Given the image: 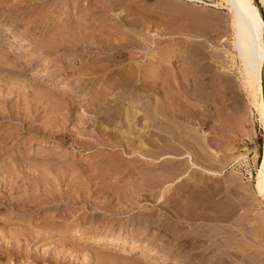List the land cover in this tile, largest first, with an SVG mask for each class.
Instances as JSON below:
<instances>
[{
    "label": "rangeland",
    "instance_id": "374dc122",
    "mask_svg": "<svg viewBox=\"0 0 264 264\" xmlns=\"http://www.w3.org/2000/svg\"><path fill=\"white\" fill-rule=\"evenodd\" d=\"M90 1L91 4L89 6L93 7V9L96 8L95 11L97 10L94 14L95 16H87L90 14V10H86L87 8H85V2H87V0H0V106L4 105L3 107H0V136L2 137L0 138V170H2L0 171V185L3 186H0L3 189L0 188V204H2L0 207V230H2L4 234L3 237L0 235V238L2 237L0 239V254H2L0 255L1 264H5V262L6 264H17L20 261L22 263L20 262L19 264H184L183 262L188 261H191L194 264H264V192H257L254 186L256 175L259 169H261V161L264 159V98L262 97V74L259 77L252 75L246 78L245 76L243 64L239 56L240 53L238 46L236 45L237 28L235 24L238 5L235 0L133 1L134 4L136 3V6H138L139 2L140 6L143 7L140 8L139 6V10H136L137 8L129 10L124 4H115L117 6L113 5V9L109 8V11H106L104 14L109 25H114L115 23L119 25L118 27L120 29H117L118 27L115 28V30L117 29V32L112 29L115 31L114 33H111L113 32L112 30L107 32L109 28L106 25V20H101L100 17H103V15L98 16L99 10L103 7V4H105L104 1L102 2L101 0H98L99 2L101 1L100 3L97 2V4L99 3L98 5H96L95 0ZM105 1L107 2V0ZM252 2L256 5L263 18V27L259 35V46L262 49L264 47V0H252ZM77 3L78 5H76ZM92 3H95V5ZM76 6L82 11L77 12L78 10L76 9L78 8H76ZM122 6H125L128 10ZM85 10L87 15L84 13ZM37 11H39V13ZM127 11L135 12V14L131 13V15H137V11L138 14L140 11V15L145 13V15L149 14L148 16H156H153V20L151 19L152 17H148L147 22L145 21L146 24H151L150 26L146 25L144 22V25L139 24L138 27L132 30L127 27L130 25L127 22V19L131 16ZM32 12H35V14ZM31 14L33 15L32 17ZM121 14L125 15L123 16ZM79 16L84 20L81 18L78 19ZM139 16H132L131 18H134L133 20H135V17L138 18ZM33 17L36 18L32 19ZM117 17L126 18L125 20L124 18L120 19L122 20L121 22H116V20H118ZM29 19L31 21H28ZM85 19L87 21L91 19V21L88 23ZM97 19L98 21L100 20V25L102 23L104 27L106 26L107 30L105 28L103 29L101 26H97L99 24V22L96 21ZM32 20L35 22L33 21L31 24ZM76 22L77 24H75ZM120 23H124L126 26H124V24L120 25ZM32 25H34V29H31ZM87 25L88 27H92L93 25V31H90L92 28L88 30ZM146 26L149 30L148 28L147 30L145 29ZM152 27L154 29H152ZM25 28L26 30L29 29L31 33H29L30 31L28 30L27 32ZM75 29H78L79 33H81V30L84 31L81 33V37L79 36V40L81 41L76 39L79 34H75L74 31L77 33V30ZM94 29L95 31L99 29L98 33L102 32L104 35L110 33V36H103L96 33L97 38L98 35L99 38L101 36V39L98 38L99 40H102L103 36L104 41L99 43L100 41L98 42V39L91 35L92 33L95 34ZM21 30H25L26 32ZM103 30H105L106 33ZM119 30H122L121 33H123L122 35L124 38L118 33ZM160 30L163 35H160ZM72 31L74 34L70 33ZM15 32H17V36L15 35ZM18 32L21 34L18 35ZM85 32L88 35L90 34L89 36H91L90 38L94 40V42L90 41L91 39L89 36H86L87 39L84 38L82 34L84 33L85 35ZM139 32L142 33L140 34ZM137 33L141 36L140 38ZM23 34L28 36L25 35L24 37ZM61 34L65 36L63 37ZM66 34L74 40L72 41L70 38L69 41L64 39L66 38ZM94 34L93 36H95ZM142 34H150L151 36L149 35L148 37L146 35L143 36L150 41L152 40L151 42H157L150 44V41L147 40L146 45H144L145 47L143 45L135 46V48L132 46H124V49H119L121 52H117L116 48L120 47L118 45L120 41V43H122L127 39V42H139V40L143 38ZM73 36L76 37L73 38ZM118 36L122 40L124 39V41L119 39L118 42ZM105 37L106 39L112 37L111 39L114 38V40L110 39L111 41H109V39H107V41L104 39ZM115 37L117 39H115ZM150 37H152V39ZM163 37L166 41L168 40V44ZM82 38H84L86 42L84 39L83 41ZM34 40H37V42L39 40L44 42L39 41V43L41 42L39 44ZM55 40L59 41L58 45H54L55 42L58 43ZM62 40L67 43H63ZM95 40L97 41L96 44ZM49 41L50 43L48 44L47 42ZM114 41L116 44H113ZM91 42L94 46L98 44L99 48L97 46L94 47ZM169 42H171L172 45H169ZM158 43L160 44L158 45ZM174 44L176 45L174 46L175 48L172 47ZM133 45H135V43H133ZM34 46H38L39 49L38 47H35L37 50H34ZM139 47L140 49H138ZM165 47L169 48L165 49ZM1 48L4 49L1 50ZM80 48L88 49L85 51V49ZM33 50L35 52H33ZM133 50H135V56ZM168 50L170 51L168 52ZM173 50L175 52L179 51V53H175ZM67 51H75V53H69L68 55ZM127 51L132 54L125 55ZM80 52L81 54H78ZM92 52L95 53L93 54ZM101 52H104L106 55ZM146 52H149L147 54H150V56L151 54H154L152 52H158L154 55L157 57V59L155 57L156 61H153L155 59H151L147 56ZM189 53H191V55ZM96 54L100 57L96 56ZM137 54L139 55L137 56ZM164 54L166 55V58ZM104 55L106 56L104 58H108L107 60L105 59V61L103 59ZM127 55H130L129 58H127ZM91 56H93V58L96 56L99 60L103 59L102 62L104 61L106 63H101V61L97 62L99 60H97L96 57V60L92 59ZM167 56L170 59L167 58ZM80 57L81 59H78ZM130 57L133 58L131 59ZM89 58L90 60H88ZM134 59H136V62L138 63H136ZM80 60H82V62ZM94 60L97 62L95 66ZM140 60L141 64L139 63ZM151 60L152 63L150 62ZM157 61L158 63H156ZM107 62L109 65H107ZM150 63L152 64L151 67L149 66ZM261 63H263V59ZM97 64L98 66H96ZM137 64H140V68ZM157 64H159V66H157ZM114 65H116V67ZM107 66L110 68L106 69L105 67ZM130 66L137 68L134 69V67ZM142 67H144L145 70L142 69ZM146 67H150V69L153 67L151 71L155 68L153 74L152 72H148L147 74L149 77L152 75L151 78H147V76L144 75V73L147 72ZM103 69L105 71L102 74L101 72ZM90 70L93 71L91 72ZM136 70L139 72V75ZM133 71H135L134 73L136 75L134 78L138 75L135 79L137 83L132 81L134 80ZM92 74H94V76ZM124 75L127 77L126 80H129L130 82L132 81L129 90H127L129 94L127 92L126 94L124 93V95L116 94L118 93L117 90H120L119 85L116 84V82L121 85L127 82L124 81V78H126ZM159 75L160 77H158ZM96 76H98V78ZM143 76H145L144 79ZM131 77L133 79H131ZM139 77L141 78L139 79ZM77 78L79 79L78 81ZM114 79L119 80L120 82ZM141 79L145 82L146 85L144 86L148 88L149 93L145 91V88L141 85H138ZM145 79H151L150 81L153 79L156 81L150 83V81ZM93 81H96L95 84H97L95 85ZM77 82L80 83V87ZM161 82L162 84L164 82L163 87ZM100 84L102 86H100ZM110 85L112 86L110 87ZM136 85H138L137 88L135 87ZM157 85L159 87L161 86L160 88L165 89H160ZM103 86H105L115 98H112L111 93L108 94L109 92H107V89H104ZM117 87L118 89H116ZM80 88H85L86 91L85 89H82L83 92ZM93 88L95 90H93ZM139 88H141L140 90H142L143 94H135V91L139 90ZM157 88H159L158 91ZM88 89H91L94 92L92 93V91ZM2 90L3 93H5V97ZM159 90L163 92L165 91L164 94ZM156 91L158 93H156ZM97 92L102 99L107 97L106 94L110 95V98L108 96L106 98L108 100L104 99L106 102L102 99L99 101L100 97L99 94H97L98 96L96 95ZM101 93H105V96L102 94V97ZM131 93L134 96H132ZM165 93L167 95H165ZM114 94L117 96H114ZM159 94L165 95L167 99L169 98L168 101L174 99L177 105L174 101L169 102L170 108H175L179 105L182 107V115L178 114V116L181 115L179 121L176 119L178 116L176 118L173 116L174 122L177 121L178 124L176 125L173 123V120H171L172 118L167 122L168 126L166 129H174L177 132V136L180 135V131L182 132V130H176L177 128L180 129L177 126L183 128L182 135L179 136L181 138H178L179 140L175 139L177 136H172L175 135L171 132L172 130L170 133L168 129L166 130L168 138L170 139L167 140L166 146H171L170 148L166 149L165 146L166 150L161 152L159 149L160 145L158 144V142L161 144V141H159L156 134H154L156 136L153 135L152 137L155 139V142L157 141V144H155L154 140L152 141L154 143L152 144L150 142V144L146 138V141L137 142L139 137L135 134L136 138L134 140H136L137 143L134 148H131L132 150L126 145H124L125 147L121 145L124 143L121 141V137L117 138L114 136L115 140H112L114 138L113 136L111 139L108 138L111 137L110 131H113L114 128L112 124H118L111 122L107 116H104V112L107 114L106 111L111 109H116L118 111L119 107L124 109L126 106L125 102L129 104L134 102L136 108H140L138 109L139 111L142 106L144 109L145 105L150 108L152 106L153 109L154 107H157L158 102H156V99H158L157 95ZM169 96L174 98L171 99ZM90 97L93 98L90 99ZM94 97H97L98 99ZM116 97H119V102L115 101V99L117 100ZM176 100L180 101L179 105ZM98 102H102V106L100 105L99 110L95 109V107L99 108L98 104L100 103ZM94 103L97 104V106ZM172 103L175 104V107L171 106L173 105ZM3 108H5V110ZM177 108H175V110ZM94 109L97 112H95ZM23 110H27V112L25 113ZM15 111H17V113ZM99 111L100 114L98 113ZM94 112L96 115H94ZM11 113H16L17 115L14 114L11 116ZM17 116L19 117L17 118ZM89 117L92 118V121L90 120L91 118L88 120ZM13 118L15 119L13 120ZM100 118L102 120H100ZM180 120H182V123ZM105 121L109 123L107 127ZM101 122L103 124L105 123V125ZM73 123L75 124L73 125ZM155 123V126H151V128H153L152 131L155 130L154 133H159V131H161L158 127L159 124L158 122ZM180 124H182V126ZM10 131L15 133L12 132L10 134ZM5 132L6 134H4ZM124 134L131 137V134L129 133ZM169 134H171V136ZM99 136L103 139H99ZM117 139L119 145L117 144ZM41 140H43L42 142H44V144L41 143ZM2 144H4V147ZM142 145L146 146L144 147ZM174 145L177 147V150ZM143 147L145 149H142ZM153 148L155 151H157L156 149H159V151L155 152ZM127 149L134 152H128ZM170 150L173 152L177 151L178 154L176 152L173 153ZM150 152L151 154L149 155ZM164 152L169 153L168 155L165 153L164 156L166 157L163 159L161 157ZM144 154H148L147 157ZM153 154L156 158L152 156ZM156 154H159L160 156ZM149 156L150 158L148 159ZM160 158L162 161H158L161 160ZM90 160H92V162ZM163 160H167L166 163H169L166 165ZM4 161L7 165L1 163ZM16 162L19 164H16ZM179 162L181 164H179ZM2 164H5V166ZM118 164H121L120 166L122 167H118ZM12 165L14 166V169ZM104 165L106 167H104ZM115 165L116 167H113ZM173 165L175 166L173 167L175 170L171 168ZM10 166L12 169L9 168ZM148 167L149 169H147ZM162 167L168 169L163 171ZM95 169L97 171H95ZM179 169L182 171L178 172ZM7 170H9V173ZM12 170L13 172L11 174L10 171ZM176 170H178L177 175H175ZM16 171L18 175L16 174ZM133 171L135 172L133 173ZM162 171L168 178H161ZM167 171H169V174ZM170 171L174 172H172L174 177H171L173 175ZM144 174H149L151 177L148 178V175L146 176ZM3 176L4 179H2ZM50 177L52 179H49ZM11 178H16L17 181L15 180V182ZM176 178H181V182ZM141 179L143 180L140 181ZM159 179H162L165 182L167 181L166 179L169 180L165 183L162 180L159 182ZM6 180L7 184L4 182ZM8 181L12 183H8ZM134 181L136 182L135 184H133ZM13 182L15 184L14 186L18 185L19 188L16 186L15 189V187L12 186ZM55 182L57 185H54L56 184ZM30 184L31 186H29ZM48 187L49 189L47 190ZM9 189L12 191V194ZM17 190L18 194L16 192ZM4 192L6 195H4ZM13 192H16V194H13ZM54 192L55 194H53ZM3 196H6L8 199L5 201ZM24 198L27 200L24 201ZM19 200L21 202L23 200V203L21 204L25 203L23 206L28 209L31 208V211L28 209V211L26 209L24 211ZM9 201H12V203ZM33 202L34 204H32ZM4 203L9 206H5ZM26 204L29 205L27 206ZM12 205L14 207L18 205L15 207L18 212L15 211L14 207H11ZM7 209L9 211H5ZM15 212L18 214L16 215ZM8 213L11 215L8 216ZM23 213L25 214L23 215ZM18 217L21 218V222L20 220L18 222L14 221V219ZM25 220L27 221L25 222ZM4 225L6 227H4ZM8 225H10L9 228H7ZM1 226L5 229L3 230ZM11 226H13L12 229ZM21 226L24 227H22V229L28 232L27 233L21 229L22 236L18 233L20 232L18 230ZM30 226L34 227L31 228ZM14 227L17 229L15 230ZM6 229L11 230L7 232ZM31 230H34L35 232L33 231V233H31ZM29 233L31 236L37 234L36 236H32V239L34 237L33 241L30 239L31 236ZM47 233L50 237H47ZM12 234H17L19 236L17 237V235ZM27 235L30 238L27 237ZM118 235H121V237ZM13 236L15 237V240ZM52 236L53 238L50 239ZM123 236L125 238H123ZM10 237L12 238L10 239ZM37 237L39 240L35 239ZM61 237L64 239H61ZM98 237L101 239V242H97L96 244V241L94 240ZM41 238L42 240H40ZM55 240L56 242L60 241L59 243L63 242L66 245L63 243L59 245ZM108 240L112 241L110 242ZM41 241H43V243ZM12 242H15L14 245ZM23 242H25V244H23ZM4 245H7V247ZM23 245H27L25 246L26 249L25 247L22 249ZM38 245L41 247L39 248ZM36 246L38 249H36ZM53 246L54 248H52ZM29 247L30 249H28ZM8 248H11V250L9 249L10 253ZM12 248H14V250L15 248L16 250L18 249L17 252L12 250ZM45 249L48 250L45 252ZM58 249L61 250L59 251ZM25 250V253L32 256L34 259L31 257L29 261V257L26 258L23 255L24 253H20ZM53 250H57L59 253L63 251V256L65 257L62 262L56 263V259L54 260V258L49 256L48 253L53 252ZM36 251L43 256L36 254ZM14 252H16L15 254L17 256H14ZM3 253H9V255L7 254L5 256ZM34 254L37 256L35 257ZM38 255L42 258L44 257V260H41L42 258L38 259ZM4 256L6 259L8 258V260L10 257V261L6 260ZM48 258L50 260H48ZM35 259H37L38 262ZM64 259L65 261L67 260V262H65ZM32 260H34V262ZM49 261L54 262L50 263Z\"/></svg>",
    "mask_w": 264,
    "mask_h": 264
},
{
    "label": "bare ground",
    "instance_id": "6f19581e",
    "mask_svg": "<svg viewBox=\"0 0 264 264\" xmlns=\"http://www.w3.org/2000/svg\"><path fill=\"white\" fill-rule=\"evenodd\" d=\"M92 1H93V0H92ZM101 1H102V2L104 1L105 4L102 3V4H103V7L99 10V13H98V12H97V13H98V16H99V15H103V17H102V16L100 17L101 20H103V21H104V19L106 20V18H105V16H104V14L106 13V11H109L108 9H109V8L111 9L112 7H114L113 5H115V4H117V5H119V4H121V5L124 4L129 10H132L133 8H135V9L137 8L136 10H139L138 8H139V6H140V3H139L138 1H137V2H138V6H136V3L134 4L133 1H135V0H110V1L107 0V2H106L105 0H101ZM101 1H100V2H101ZM78 2H79V1H78ZM95 2H96V5H98V4L100 3L98 0H95ZM97 2H99V3L97 4ZM135 2H136V1H135ZM235 2H236V4L238 5V11H237V14H236V24H235V26H236V28H237V30H236V36H237L236 45L238 46V50H239V53H240L239 56H240V58H241V62H242V64H243V68H244L245 76H246V78H248L249 76H252V75L255 76V77H259V76L261 75V66H262V65H261V64H262L261 61H262V59H264V47L261 49L260 46H259V35H260L261 30H262V27H263V18H262V16L260 15V12H259L258 8L256 7V5L252 2V0H235ZM27 3H28V1H27ZM31 3H32V2H31ZM85 3H86V6H87V7L85 6V8H87L86 10H90V14L87 15L86 10H85V12H84V11H83V12L86 13L87 16L94 15L95 12H96L97 10L95 11L96 8L93 9V7H90V6H89V5L91 4V1H90V0H87V2H85ZM33 4H34V3H33ZM72 4H73V2H72ZM92 4H93V3H92ZM70 5H71V3H70ZM76 5H78V3H77ZM93 5H95V3H94ZM93 5H92V6H93ZM117 5H115V6H117ZM74 6H75V5H74ZM79 6H80V4H79ZM125 6H122V7H125ZM135 6H136V7H135ZM99 7H100V6H99ZM122 7H121V9H122ZM126 7H125V8H126ZM76 8H78V7L76 6ZM127 8H126V9H127ZM140 8H143V7L140 6ZM36 9H37V8H36ZM112 9H113V8H112ZM128 9H127V10H128ZM76 10H78L77 12L82 11V10L79 9V8L76 9ZM39 11H40V10H39ZM39 11H37V12L39 13ZM110 11H111V10H110ZM112 11H113V10H112ZM124 11L126 12L125 9H124ZM37 12H36V13H37ZM40 12H41V11H40ZM87 12H88V11H87ZM127 12H128V11H127ZM143 12H145V11H143ZM32 13L35 14V12H32ZM42 13H43V12H42ZM58 13H59V12H58ZM64 13H65V12H64ZM107 13H109V12H107ZM131 13H133V12H132V11H129V12H128V14H130V15H131ZM147 13H150V12H147ZM133 14H135V12H134ZM142 14H143V13H142ZM142 14L140 15V11H139V14H138V11H137V15H138V16L140 15V16H139L138 18L135 17V20H133L134 18H131V17H132V16H133V17H134V16H137V15H131V16H129L130 18L127 19V22H128L130 25L127 26V27H129V29H132V30H133V29H135L136 27H138L139 24L144 25L143 23H144L145 21L147 22V18H148V17H149V18L152 17V18H151L152 20L154 19V18H153L154 15H153V16H148L149 14H146V15H145V13H144L143 15H142ZM121 15L124 16L125 14H121ZM32 16H33V15L31 14V17H32ZM35 16H36V15H35ZM83 16H84V14H83ZM94 16H95V15H94ZM94 16H93V17H94ZM108 16H109V15H108ZM115 16H116V15H115ZM155 16H156V15H155ZM155 16H154V17H155ZM53 17H54V16H53ZM85 17H86V16H85ZM85 17H84V18H85ZM106 17H107V15H106ZM35 18H36V17H33L32 19H35ZM80 18H81L82 20H84L82 17L79 16L78 19H80ZM95 18H97V17H95ZM95 18H94V19H95ZM117 18H118V17H117ZM117 18H115V19H117ZM122 18H124V17L118 18V20H116V22H117V21H120V22H121L122 20H120V19H122ZM125 18H126V17H125ZM125 18H124V20H125ZM37 19H38V18H37ZM72 19H73V18H72ZM86 19H87V18H86ZM86 19H85V20H86ZM107 19H108V18H107ZM26 20H27V18H26ZM92 20H93V19H92ZM124 20H123V21H124ZM156 20H158V19H156ZM28 21H31V20L29 19ZM28 21H27V23H28ZM33 21H34V20H32L31 24L33 23ZM36 21H37V20H36ZM43 21H44V20H43ZM52 21H53V20H52ZM75 21H77V20H75ZM86 21H87V20H86ZM86 21H85V22H86ZM90 21H91V19H90L89 21H87V22L89 23ZM93 21H95V20H93ZM96 21H98V19H97ZM99 21H100V20H99ZM99 21H98V22H99ZM110 21H111V20H110ZM154 21H155V20H154ZM163 21H164V20H163ZM34 22H35V21H34ZM80 22H81V21H80ZM85 22H84V24H85ZM105 22H107L106 25H107L108 28H109L108 30L106 29V26L104 27V25H102V23H101V25H100V22H99V24H98L97 26H101V27H103V29L105 28V29L107 30V32L110 31V30H112V29L115 30V28H117V27L119 26V25L116 24L115 22H114V23H115L114 25H113V24L109 25V24H108V23H109L108 20H106ZM127 22L125 21V23H127ZM146 22H145V24H146ZM148 22H149V21H148ZM155 22H156V21H155ZM159 22H160V21H159ZM19 23H20V22H19ZM24 23H25V22H24ZM29 23H30V22H29ZM72 23H73V22H72ZM82 23H83V22H82ZM82 23H81V24H82ZM88 23H87V24H88ZM91 23H92V22H91ZM91 23H90V24H91ZM128 23H127V25H128ZM149 23H150V22H149ZM25 24H26V23H25ZM31 24H30V25H31ZM37 24H38V23H37ZM75 24H77V22H76ZM75 24H73V25H75ZM84 24H83V25H84ZM103 24H105V23H103ZM122 24H124V23H122ZM122 24L120 23V25H122ZM163 24H164V23H163ZM166 24H167V23H166ZM23 25H24V24H23ZM26 25H28V24H26ZM26 25H25V26H26ZM34 25H35V24H34ZM34 25H32V28H31V29H34V27H33ZM146 25L150 26L151 24L149 25V24L147 23ZM25 26H24V27H25ZM79 26H80V25H79ZM85 26H86V25H85ZM85 26H84V27H85ZM89 26H90V25H89ZM94 26H95V24H94ZM124 26H126V25L124 24ZM124 26H123V27H124ZM27 27H28V26H27ZM27 27H26V28H27ZM30 27H31V26H30ZM35 27H36V26H35ZM63 27H64V26H63ZM63 27H62V28H63ZM76 27H77V26H76ZM87 27H88V25H87ZM92 27H93V25H92ZM92 27H88V30H89L90 28H92ZM26 28H25V30H26ZM36 28H37V27H36ZM65 28H66V27H65ZM77 28H79V27H77ZM81 28H82V27H81ZM85 28H86V27H85ZM96 28H97V27H96ZM96 28H95V29H96ZM99 28H100V27H99ZM141 28H142V27H141ZM141 28H140V30H141ZM143 28H144V26H143ZM143 28H142V29H143ZM147 28H148V27L146 26L145 29L147 30ZM13 29H14V28H13ZM15 29H16V28H15ZM67 29H68V28H67ZM95 29H94L95 34H94V33H92V34L90 33V31H93V28H92V30L90 29L89 33L92 35V37H95L96 39L99 38V35H103V36H107V35H108V36H110V33H109V34L106 33L105 30H103V31H104L107 35H104V33H102V32H101L102 34H101L100 32L98 33V30H99V29L96 30L97 32L95 31ZM117 29H120V28L118 27ZM117 29H116V30H117ZM124 29H125V28H124ZM126 29H127V28H126ZM129 29H128V30H129ZM150 29H151V28H150ZM152 29H154V28L152 27ZM152 29H151V30H152ZM25 30H24V31H25ZM27 30L30 31L29 29H27ZM27 30H26V31H27ZM35 30H36V29H35ZM75 30H77V33H76V31H74L75 34H79V35H77L78 38H77L76 36H73V38L76 37V39H78V41H81V40H79V39H80V37H81V33L84 32V31H83L84 28H83V30H81V33H79L78 29H75ZM85 30H87V29H85ZM113 30H112V31H113ZM116 30H115V31H116ZM122 30H123V29H122ZM122 30H121V31H122ZM137 30L139 31L138 28H137ZM148 30H149V28H148ZM166 30H167V29H166ZM21 31H23V30H21ZM24 31H23V32H24ZM26 31H25V32H26ZM28 31H27V32H28ZM60 31H61V30H60ZM100 31H102V30H100ZM115 31H113V32H111V33H114ZM121 31L119 30L118 33H120V34L122 35L123 33H121ZM160 31H161V30H160ZM23 32H22V33H23ZM116 32H117V31H116ZM134 32H135V31H134ZM13 33H14V31H13ZM16 33H17V32H15V35H16ZM29 33H31V31H30ZM70 33H71V34H74L73 31L70 32ZM96 33L99 34V35H98V38L96 37V35H97ZM139 33L141 34L142 32H139ZM143 33H144V32H143ZM20 34H21V33L18 32V35H20ZM86 34H87V33L85 32V35H84V33H83L82 35L84 36V38L87 39V37H88L90 34H89V35H88V34L86 35ZM93 34H94L95 36H93ZM120 34H119V36H120ZM137 34H138V33H137ZM147 34H148V33H147ZM147 34H142V36H143V35H146V36L148 37V36L150 35V34H149V35H147ZM15 35H14V36H15ZM23 35H24V37H25L26 34H23ZM31 35H32V34H31ZM35 35H36V34H35ZM59 35H60V34H59ZM61 35H62V34H61ZM68 35H69V34H68ZM116 35H117V34H116ZM124 35H125V34H124ZM135 35H136V34H135ZM138 35H139V34H138ZM152 35H153V34H152ZM160 35H163V34H162V31H161V34H160ZM14 36H13V37H14ZM16 36H17V35H16ZM26 36H28V35H26ZM32 36H33V35H32ZM62 36H63V35H62ZM64 36H65V35H64ZM64 36H63V37H64ZM70 36H71V35H70ZM79 36H80V37H79ZM86 36H87V37H86ZM103 36H102V40H99V39H101V36H100V38L97 40L98 42L100 41L99 43H101V41H104V40H103ZM119 36L117 37L118 39L115 37V39H117L118 42H119V39L122 40ZM126 36H127V35H126ZM150 36H151V35H150ZM22 37H23V36H22ZM22 37H21V39H22ZM30 37H31V36H30ZM63 37H61V38H63ZM67 37H68V38H67ZM90 37H91V36H89V38H90ZM112 37H114V36H112ZM112 37H111V38H112ZM122 37H123V35H122ZM128 37H129V36H128ZM140 37H141V36L139 35V38H140ZM165 37H166V36H165ZM14 38H15V37H14ZM17 38H18V37H17ZM19 38H20V37H19ZM69 38H70V37L67 36V34H66V38H64V39H67V40L69 41ZM84 38H82V40H83ZM111 38H110V39H111ZM123 38H124V37H123ZM134 38H135V37H134ZM136 38H137V37H136ZM150 38L152 39V37H150ZM154 38H155V37H154ZM156 38H157V36H156ZM23 39H24V38H23ZM30 39H31V38H30ZM33 39H35V38H33ZM36 39H37V38H36ZM90 39H91V38H90ZM104 39H106V37H105ZM107 39H109V38H107ZM107 39H106V40H107ZM110 39H109V41L114 40V38L111 39V40H110ZM131 39H132V38H131ZM163 39H164V37H163ZM167 39H168V38H167ZM27 40H29V39H27ZM37 40H38V39H37ZM37 40H34V41L37 42ZM58 40H59V39H58ZM70 40H72V39L70 38ZM73 40H74V39H73ZM73 40H72V41H73ZM84 40H85V39H84ZM84 40H83V41H84ZM117 40H116V41H117ZM126 40H127V39H126ZM126 40L124 41V39H123L122 41H124V42L120 43V42H121V41H120V42H119L120 44L118 43V45H119L120 47L116 48V49H117V52H118V51L121 52V50H119V49H121V48L124 49V48H123L124 46H127V47L132 46V47H134V48H135V46H139V45H140V46H141V45L144 46V45H146V42H147V40H149V39H148V38H145V36H143V38H141L140 40L138 39L139 42H134L133 40H131V41H133V42H127ZM138 40H137V41H138ZM154 40H155V39H154ZM159 40H160V39H159ZM159 40H158V41H159ZM164 40H165V39H164ZM20 41H22V40H20ZM25 41H26V40H25ZM39 41H41V40H39ZM39 41H38L37 43H39ZM55 41H57V40H55ZM62 41H63V40H62ZM87 41H88V40H87ZM90 41H93V42H94V40H92V39H91ZM95 41H96V40H95ZM97 41L95 42V44L97 43ZM107 41H108V40H107ZM135 41H136V40H135ZM149 41H150V40H149ZM149 41H148V43H149ZM151 41H152V40H151ZM151 41H150V44L157 42V41H155V42H151ZM161 41H162V38H161ZM165 41H166V40H165ZM167 41H168V40H167ZM167 41H166V43L168 44ZM30 42H31V41H30ZM36 42H35V44H36ZM41 42H44V41H41ZM41 42H40V43H41ZM57 42H58V43H56V42L54 43V42H53L54 45H55V44L58 45V44H59V41H57ZM64 42H66V41H63V43H64ZM85 42H86V40H85ZM112 42H113V41H112ZM32 43H33V42H32ZM40 43H39V44H40ZM45 43H46V42H45ZM47 43L49 44L50 41L47 42ZM53 43H52V44H53ZM66 43H67V42H66ZM73 43H76V42H73ZM79 43H80V42H79ZM82 43H83V42H82ZM91 43H92V42H91ZM102 43H103V42H102ZM109 43H111V42H109ZM133 43H135V45H133ZM169 43H170L169 45H172L171 42H169ZM173 43H174V42H173ZM69 44H70V43H69ZM71 44H72V42H71ZM103 44H104V43H103ZM113 44H116V42L114 41ZM150 44H149V45H150ZM159 44H160V43H158V45H159ZM164 44H165V42H164ZM177 44H178V43H177ZM42 45H43V44H42ZM46 45H47V44H46ZM78 45H79V44H78ZM78 45H77V46H78ZM80 45H81V43H80ZM89 45H90V43H89ZM92 45L94 46L93 43H92ZM99 45H100V44H99ZM109 45H110V44H109ZM109 45H108V46H109ZM147 45H148V44H147ZM169 45H168V46H169ZM179 45H181V44H179ZM30 46H31V45H30ZM63 46H64V45H63ZM84 46H85V45H84ZM95 46H97V47L99 48L98 44L95 45ZM95 46H94V47H95ZM102 46H103V45H102ZM104 46H105V45H104ZM106 46H107V45H106ZM110 46H111V45H110ZM113 46H115V45H113ZM113 46H112V47H113ZM161 46H162V43H161ZM174 46H176V45L174 44L172 47H174ZM32 47H33V46H32ZM35 47L37 48L38 46H34V48H35ZM46 47H48V46H46ZM74 47H75V46H74ZM78 47H79V46H78ZM82 47H83V46H82ZM87 47H88V45H87ZM112 47H111V48H112ZM115 47H116V46H115ZM144 47H145V46H144ZM146 47H147V46H146ZM169 47H170V46H169ZM169 47H165V49H166V48H169ZM36 48H35L34 50H37ZM40 48H41V47H40ZM43 48H44V47H43ZM92 48H93V47H92ZM100 48H101V47H100ZM103 48H104V47H103ZM125 48H126V47H125ZM141 48H142V47H141ZM159 48H160V47H159ZM162 48H163V47H162ZM174 48H175V47H174ZM179 48H180V47H179ZM179 48H178V50H179ZM3 49H4V48H3ZM3 49L1 48V50H3ZM30 49H31V48H30ZM38 49H39V47H38ZM74 49H75V48H74ZM74 49H71V50H74ZM76 49H77V47H76ZM80 49H85V48H80ZM86 49H88V48H86ZM86 49H85V51H86ZM89 49H90V48H89ZM94 49H95V48H94ZM107 49H108V48H107ZM138 49H140V47H139ZM160 49H161V48H160ZM160 49H159V51H160ZM163 49H164V48H163ZM180 49H181V48H180ZM185 49H186V48H185ZM189 49H190V48H189ZM34 50H33V52H35ZM54 50H55V49H54ZM58 50H59V49H58ZM69 50H70V49H69ZM97 50H98V49H97ZM102 50H103V49H102ZM126 50H128V49H126ZM126 50H125V51H126ZM143 50H144V49H143ZM143 50H142V52H143ZM6 51H7V50H6ZM6 51H5V52H6ZM31 51H32V50H31ZM49 51H50V50H49ZM65 51H66V50H65ZM104 51H105V50H104ZM106 51H107V50H106ZM108 51H109V50H108ZM110 51H111V50H110ZM115 51H116V50H115ZM131 51H132V50H131ZM134 51H135V50H133V54H134ZM169 51H170V50H168V52H169ZM171 51H172V49H171ZM173 51H174V50H173ZM181 51H182V50H181ZM0 52H1V51H0ZM67 52H68V51H67ZM82 52H83V50H82ZM142 52H141V53H142ZM164 52H165V51H164ZM168 52H167V53H168ZM174 52H175V51H174ZM176 52L179 53V51H176ZM176 52H175V53H176ZM188 52H189V51H188ZM69 53H75V51H74V52H73V51H72V52H68V55H69ZM86 53H89V52H86ZM92 53H93V52H92ZM94 53H95V52H94ZM94 53H93V54H94ZM101 53H102V52H101ZM110 53H111V52H110ZM141 53H140V54H141ZM144 53H145V52H144ZM147 53H149V52H146V54H147ZM152 53H154V54H151V56H150V54H147V56H149L151 59H155L156 56H154V55H156L158 52H157V53H156V52H152ZM160 53H161V52H160ZM167 53H166V55H167ZM178 53H177V54H178ZM6 54H7V52H6ZM76 54H77V53H76ZM78 54H81V52L78 53ZM84 54H85V52H84ZM99 54H100V53H99ZM102 54H105V53L103 52ZM113 54H114V53H113ZM113 54H112V55H113ZM119 54H120V53H119ZM126 54H130V53H128V51H127V53H125V55H126ZM131 54H132V53H131ZM131 54H130V55H131ZM187 54H188V53H187ZM189 54L191 55V53H189ZM2 55H4V54H2ZM90 55H91V54H90ZM105 55H106V54H105ZM105 55L103 56L104 61H105V59H106V58H104V57H106ZM108 55H109V54H108ZM112 55H111V57H112ZM130 55H129V56H130ZM135 55H136V54H134V56H135ZM138 55H139V54H137V56H138ZM143 55H144V54H143ZM164 55H165V54H164ZM166 55H165V58H166ZM178 55H180V54H178ZM196 55H197V54H196ZM32 56H33V55H32ZM73 56H74V55H73ZM93 56H94V55H93ZM93 56H91L92 59H95V57H96V56H99V55L96 54V56H95L94 58H93ZM127 56H128V55H127ZM127 56H126V57H127ZM129 56H128L127 58H129ZM160 56H162V55H160ZM169 56H170V55H169ZM171 56H172V55H171ZM187 56H188V55H187ZM3 57H4V56H3ZM87 57H88V55H87ZM99 57H100V56H99ZM145 57H146V56H145ZM163 57H164V56H163ZM97 58H98V57H96V59H97ZM109 58H110V57H109ZM130 58L132 59L133 57H130ZM139 58H141V57H139ZM158 58H159V57H158ZM165 58H164V59H165ZM167 58H169V57L167 56ZM188 58H189V57H188ZM191 58H192V57H191ZM78 59H81V57L78 58ZM92 59H91V60H92ZM96 59H95V60H96ZM103 59H102V60H103ZM107 59H108V58H107ZM107 59H106V60H107ZM114 59H115V58H114ZM121 59H122V57H121ZM156 59H157V57H156ZM156 59L153 60V61H156ZM164 59H162V60H164ZM169 59H170V58H169ZM189 59H190V58H189ZM84 60H85V59H84ZM86 60H87V59H86ZM88 60H90V58H89ZM95 60H94V66H95V64H96L97 62H100V61H101V63H106V62H104V61L102 62V60H99V59H97V60H99V61H97V62H95ZM122 60H123V59H122ZM124 60H125V59H124ZM129 60H130V59H129ZM134 60H135V62H136V59H134ZM141 60H142V59H141ZM141 60H140V62H139L140 64H141ZM149 60H150V59H149ZM149 60H148V62H149ZM80 61L82 62V60H80ZM92 61H93V60H92ZM92 61H91V62H92ZM108 61H109V60H108ZM110 61H111V59H110ZM112 61H114V60H112ZM125 61H126V60H125ZM125 61H124V62H125ZM158 61H159V60H158ZM158 61H157L156 63H158ZM2 62H3V61H2ZM117 62H118V61H117ZM119 62H120V61H119ZM121 62H122V61H121ZM133 62H134V61H133ZM146 62H147V60H146ZM150 62L152 63V60H151ZM159 62H160V61H159ZM3 63H5V62H3ZM88 63H89V62H88ZM92 63H93V62H92ZM92 63H91V64H92ZM136 63H138V62H136ZM143 63H145V62H143ZM151 63L149 64L150 67H151V65H152ZM156 63H155V64H156ZM98 64H99V63H98ZM98 64H97L96 66H98ZM112 64H114V63H112ZM115 64H116V63H115ZM140 64H139V65H140ZM146 64H148V63H146ZM153 64H154V63H153ZM191 64H192V63H191ZM107 65H109L108 62H107ZM137 65H138V64H137ZM137 65H136V66H137ZM139 65H138V66H139ZM144 65H145V64H144ZM100 66H101V64H100ZM110 66H111V65H110ZM114 66L116 67V65H114ZM145 66H146V65H145ZM145 66H144V67H145ZM153 66H155V65H153ZM157 66H159V64H157ZM157 66H156V67H157ZM49 67H50V66H49ZM91 67H92V66H91ZM103 67H104V66H103ZM115 67H113V68H115ZM119 67H120V66H119ZM130 67H134V66H130ZM144 67H142V69L145 70ZM147 67H148V66H147ZM147 67H146V68H147ZM150 67L146 69V70H147V72L145 71L146 73L143 72L144 75L147 76L148 72H152V74H153V70H154L155 68L151 71V69H152L153 67H152L151 69H150ZM50 68H51V67H50ZM82 68H83V67H82ZM87 68H88V67H87ZM89 68H90V67H89ZM94 68H95V67H94ZM105 68L107 69V68H110V67L107 66V67H105ZM135 68H137V67H134V69H135ZM139 68H140V66H139ZM90 69H91V68H90ZM96 69H97V68H96ZM111 69H112V68H111ZM131 69H132V68H131ZM131 69H130V70H131ZM142 69H141V70H142ZM157 69H158V67H157ZM157 69H156V70H157ZM99 70H100V69H99ZM114 70H115V69H114ZM121 70H122V69H121ZM127 70H128V68H127ZM137 70H138V69H137ZM137 70H136V72H137ZM144 70H143V71H144ZM90 71H91V70H90ZM92 71H93V70H92ZM92 71H91V72H92ZM104 71H105V70L103 69V71H102L101 73L103 74ZM116 71H117V70H116ZM128 71H129V70H128ZM107 72H108V70H107ZM113 72H114V71H113ZM123 72H124V71H123ZM134 72H135V71H133V73H134ZM140 72H141V71H140ZM154 72H155V71H154ZM79 73H80V72H79ZM88 73L90 74L89 71H88ZM88 73H87V74H88ZM95 73H98V72H95ZM115 73H116V72H115ZM137 73H138V75H139V72H137ZM89 74H88V75H89ZM130 74H132V73H130ZM130 74H129V75H130ZM80 75H81V74H80ZM92 75L94 76V74H92ZM97 75H98V74H97ZM104 75H105V74H104ZM122 75H123V74H122ZM138 75H137V77H138ZM142 75H143V74H142ZM142 75H141V76H142ZM149 75H150V73H149ZM154 75L156 76L155 73H154ZM90 76H91V75H90ZM134 76H136L135 73L133 74V78H134ZM151 76H152V75H151ZM151 76H150V77L147 76V78H151ZM96 77L98 78V76H96ZM99 77H100V74H99ZM102 77H104V76H102ZM116 77H119V76H116ZM121 77H122V76H121ZM124 77H126V76L124 75ZM137 77H135L134 80H132V81H134L135 83H137V82L135 81V79H136ZM144 77H145V76H143V79H144ZM153 77H154V76H153ZM158 77H160V75H159ZM97 78H95V79H97ZM105 78H106V77H105ZM108 78H109V77H108ZM112 78H113V77H112ZM133 78L131 77V79H133ZM140 78H141V77H139V79H140ZM90 79H91V78H90ZM117 79H118V78H117ZM122 79H123V78H122ZM124 79H125V80H124ZM124 79H123V80H124L125 82H126V81H127V82H126V83H123V85H121V84H119V83L116 82V84H118V85H119V88H120V90L118 89V87L116 88V89H118V90H117L118 93H116V94H123V95H124V93L126 94L127 90H129V87L131 86V82H132V81L130 82L129 80H126L127 77L124 78ZM128 79H129V77H128ZM131 79H130V80H131ZM143 79H141V81L139 80V81H140V82H139L140 84L138 83V85H141L143 88H145V91L148 92L149 90H148V88H146V87L144 86V85H146V84H145L144 81H142ZM78 80H79V79L77 78V81H78ZM86 80H87V79H86ZM86 80H85V82H86ZM99 80H100V79H99ZM99 80H98V81H99ZM102 80H103V79H102ZM102 80H101V81H102ZM107 80H108V79H107ZM107 80H106V82H107ZM114 80H116V79H114ZM137 80H138V79H137ZM145 80L150 81L151 79H145ZM156 80H157V78H156ZM156 80H153V79H152L153 82L156 81ZM82 81H83V80H82ZM88 81H89V80H88ZM98 81H97V82H98ZM116 81H119V80H116ZM152 81H150V83H153ZM83 82H84V81H83ZM95 82H96V81H95ZM95 82L93 81L94 84H95ZM119 82H120V81H119ZM165 82H166V81H165ZM77 83H78V82H77ZM93 83H92V84H93ZM114 83H115V82H114ZM75 84H76V83H75ZM79 84H80V83H78V86H79ZM81 84H82V83H81ZM85 84H86V83H85ZM96 84H97V83H96ZM96 84H95V85H96ZM105 84H106V83H105ZM105 84H103V85H105ZM111 84H112V83H111ZM158 84H160V83H158ZM161 84H162V82H161ZM76 85H77V84H76ZM106 85H107V84H106ZM106 85H105V86H106ZM112 85H113V84H112ZM112 85H110V87H111ZM118 85H117V86H118ZM132 85H133V84H132ZM138 85H136L135 87L137 88ZM163 85H164V82H163V84H162V87H163ZM65 86H66V85H65ZM81 86H82V85H81ZM92 86H93V85H92ZM100 86H102V85L100 84ZM100 86H99V89H100ZM105 86H103L104 89H107V88H105ZM114 86H115V85H114ZM151 86H152V85H151ZM151 86H150V87H151ZM157 86H158V85H157ZM157 86H155V87H157ZM79 87H80V86H79ZM83 87H84V85H83ZM86 87H87V86H86ZM86 87H85V88H86ZM110 87H109V88H110ZM132 87H133V86H132ZM142 87H141V88H142ZM158 87H159V86H158ZM160 87H161V86H160ZM160 87H159V88H160ZM68 88H69V87H68ZM74 88H75V87H74ZM85 88H82V89H85ZM94 88H96V87H94ZM94 88H93V90H95ZM114 88H115V87H114ZM133 88H134V87H133ZM141 88H139V90L136 89L137 91H135V94L142 93V90H140ZM151 88H152V87H151ZM159 88H157V91H158ZM166 88H167V87H166ZM80 89H81V88H80ZM82 89H81V90H82ZM101 89H102V88H101ZM104 89H103V90H104ZM146 89H147V90H146ZM153 89H154V88H153ZM160 89H165V88H160ZM88 90H91V89H88ZM93 90H91L92 93L94 92ZM111 90H112V89H111ZM111 90H110V91H111ZM113 90H114V89H113ZM133 90H134V89H133ZM155 90H156V88H155ZM70 91H71V90H70ZM82 91H83V90H82ZM85 91H86V89H85ZM96 91H98V90H96ZM101 91H102V90H101ZM115 91H116V90H115ZM130 91H131V90H130ZM130 91H129V92H130ZM152 91H153V90H152ZM157 91H156V93H158ZM159 91H160V90H159ZM166 91H167V89H166ZM17 92H18V90H17ZM68 92H69V91H68ZM77 92H78V91H77ZM83 92H84V91H83ZM99 92H100V90H99ZM102 92H103V91H102ZM107 92H109L108 89H107ZM112 92H113V91H112ZM160 92H163V91H160ZM160 92H159V93H160ZM164 92H165V91H164ZM164 92H163V94H164ZM175 92H176V91H175ZM2 93H3V90H2ZM14 93H15V92H14ZM85 93H86V92H85ZM105 93H106V92H105ZM105 93H101V96L103 97L102 94H104V96H105ZM110 93H111V92H109L108 94H110ZM127 93H128V92H127ZM148 93H149V92H148ZM153 93H154V92H153ZM82 94H83V93H82ZM97 94H99V93L97 92L96 95H97ZM128 94H129V93H128ZM133 94H134V93H133ZM142 94H143V93H142ZM144 94H145V92H144ZM177 94H178V93H177ZM181 94H182V93H181ZM0 95H1V94H0ZM3 95H4V97H5V93H3ZM13 95H14V94H13ZM92 95H93V94H92ZM111 95H112V93H111ZM131 95H132V93H131ZM145 95H146V94H145ZM165 95H167V94L165 93ZM165 95H160V94L157 95V96H158V99H156L157 101L155 100L156 102H158V103H157V107H154L153 109H152V106H151V108H150V107H146V105L144 104L146 108L144 107V109H143V106H142V107H141V110L139 111L138 109H140V108L137 109L136 106H135V104H134V102H132V104H129V103H126V102H125L126 106H125L124 109H122V107H119V110L121 109V110H120L121 112H120L119 110L117 111L116 109H111V110L106 111L107 114L103 111L105 115L101 112L104 116H107L111 122L118 124V125H114V124H112V125L114 126V128H113V131H110V132H111V137H108V138L111 139L112 136H113V137L116 136L117 138H120V137H121V141L124 142V143L121 144V145H123V146L126 145V146H128V148L131 149L132 147L134 148V147L136 146V143H137L138 141H140V142H141V141H144V140L146 141V139L149 141V143L151 142V143L153 144V143L155 142V139H153L152 136H153L154 134H156V135L158 136L159 141H161V144H160V142H158V144L160 145V148H159L160 151L162 152V151L166 150L167 148H170L171 146H170V147H167V146H166L167 140H170V139L168 138L167 131H166V130L168 129V128L166 129V127L168 126V123H167V122H168V120H169L170 118H172L171 120H173V123H175V124L177 125V124H178L177 121H179L180 116L182 115V107L179 105V104H180V103H179L180 101H177V100H176V101L178 102V105H179L181 108H180L179 106H177V107H179V108L175 107L176 102L174 101V99H173L172 101H170V100L168 101L169 98L167 99V97H166ZM178 95H180V94H178ZM85 96H86V95H85ZM94 96H95V94H94ZM97 96H98V95H97ZM106 96H107V97L109 96V98H110V95H107V94H106ZM114 96H117V95L114 94ZM118 96H119V95H118ZM128 96H129V95H128ZM132 96H134V95H132ZM136 96H137V95H136ZM181 96H182V95H181ZM87 97H88V96H87ZM99 97H100V94H99ZM107 97H105L104 99H106ZM121 97H122V96H121ZM169 97H170V96H169ZM2 98H3V96H2ZM19 98H21V97H19ZM67 98H68V97H67ZM83 98H84V97H83ZM91 98H93V97H90V99H91ZM94 98L98 99L97 97H94ZM112 98H115V97H113V95H112ZM116 98H117V100L115 99V101H118V102H119V100H118L119 97H116ZM124 98H125V97H124ZM170 98H171V97H170ZM172 98H174V97H172ZM172 98H171V99H172ZM15 99H16V98H15ZM101 99H102V98L100 97V100H99V101H101ZM104 99H102V100H104ZM121 99H122V98H121ZM126 99H127V97H126ZM2 100H4V99H2ZM5 100H6V99H5ZM35 100H36V99H35ZM79 100H80V99H79ZM106 100H108V99H106ZM94 101H95V100H94ZM96 101H97V100H96ZM104 101H105V100H104ZM104 101H103V102H104ZM111 101H112V99H111ZM122 101H123V100H122ZM126 101H127V100H126ZM173 101L175 102V104L172 103L174 106H173V105H171V106H172V107H175V108H177V109H179V110H177V109L175 110V108H170V107H169V106H170V103H169V102H173ZM105 102H106V101H105ZM105 102H104V103H105ZM109 102H110V101H109ZM120 102H121V101H120ZM138 102H139V101H138ZM8 103H9V102H8ZM25 103H26V102H25ZM87 103H88V102H87ZM98 103H100V102H98ZM110 103H112V102H110ZM122 103H123V102H122ZM181 103H182V101H181ZM26 104H27V103H26ZM94 104H95V103H94ZM101 104H102V102H101L100 104H98V105H99V108L95 107V109L99 110ZM112 104H113V103H112ZM115 104H116V102H115ZM120 104H121V103H120ZM137 104H138V103H137ZM137 104H136V105H137ZM95 105L97 106V104H95ZM95 105H94V106H95ZM108 105H109V104H108ZM113 105H114V104H113ZM122 105H123V104H122ZM139 105H140V104H139ZM176 105H177V104H176ZM181 105H182V104H181ZM1 106H2V105H1ZM1 106H0V107H1ZM3 106H4V105H3ZM3 106H2V107H3ZM11 106H12V105H11ZM31 106H32V105H31ZM86 106H87V105H86ZM101 106H102V105H101ZM114 106H115V105H114ZM118 106H119V104H118ZM118 106H117V107H118ZM123 106H124V105H123ZM147 106H148V105H147ZM155 106H156V104H155ZM7 107H8V106H7ZM13 107H14V106H13ZM13 107H12V108H13ZM106 107H107V106H106ZM106 107H105V108H106ZM33 108H34V107H33ZM113 108H114V107H113ZM115 108H116V107H115ZM0 109H1V108H0ZM3 109L5 110V108H3ZM8 109H9V108H8ZM8 109H7V110H8ZM19 109H20V108H19ZM21 109H22V107H21ZM21 109H20V111H21ZM23 109H25V108H23ZM81 109H82V108H81ZM95 109H94V110H95ZM180 109H181V110H180ZM14 110H15V109H14ZM104 110H105V109H104ZM12 111H13V109H12ZM17 111H18V110H17ZM17 111H15V112L17 113ZM20 111H19V112H20ZM23 111H25V113L27 112V110H23ZM23 111H22V112H23ZM29 111H30V110H29ZM62 111H63V110H62ZM86 111H87V110H86ZM1 112H4V111H1ZM8 112H9V110H8ZM8 112H7V113H8ZM79 112H80V111H79ZM95 112H97V111L95 110ZM95 112H94V113H95ZM7 113H6V114H7ZM16 113H14V114H16ZM23 113H24V112H23ZM84 113H85V112H84ZM98 113L100 114V111H99ZM11 114H12L11 116L14 115L13 113H11ZM56 114H57V112H56ZM90 114H91V113H90ZM99 114H97V115H99ZM178 114H181V115L178 116ZM3 115H4V114H3ZM16 115H17V114H16ZM23 115H26V114H23ZM23 115H22V117H23ZM66 115H67V114H66ZM91 115H93V114H91ZM94 115H96V113H95ZM0 116H1V115H0ZM6 116H7V115H6ZM8 116H10V115H8ZM11 116H10V117H11ZM20 116H21V115H20ZM77 116H78V115H77ZM100 116H101V115H100ZM104 116H103V117H104ZM173 116H174V118H176V117L178 116V118H176V119H178L176 122H174ZM263 116H264V111H263ZM18 117H19V116H17V118H18ZM91 117H92V116H91ZM91 117H89L88 120H89ZM107 117H104V118H107ZM3 118H5V117H3ZM7 118H8V117H7ZM11 118H12V117H11ZM11 118H10V119H11ZM15 118H16V117H15ZM15 118H13V120H14ZM17 118H16V119H17ZM92 118H93V117H92ZM92 118L90 119L91 121H92ZM95 118H98V117H95ZM101 118H102V116H101ZM101 118H100V120H102ZM108 118H107V119H108ZM181 118H182V117H181ZM19 119H20V118H19ZM93 119H94V118H93ZM103 120H104V119H103ZM16 121H17V120H16ZM28 121H29V120H28ZM85 121H86V120H85ZM94 121H96V120H94ZM97 121H98V120H97ZM106 121H108V120H106ZM106 121H105V122H106ZM169 121H170V120H169ZM181 121H182V120H180V122H181ZM77 122H78V121H77ZM77 122H76V123H77ZM155 122H158V124H159V126H158V124H157V126H158L159 129L161 130V131H159V133H156V132L154 133L155 130L152 131L153 128H151V126H153V125L155 126V124H156ZM180 122H179V123H180ZM88 123H89V122H88ZM90 123H91V122H90ZM92 123H93V122H92ZM97 123H99V122H97ZM101 123H102V122H101ZM101 123H100V124H101ZM166 123H167V124H166ZM181 123H182V122H181ZM4 124H5V123H4ZM74 124H75V123H73V125H74ZM85 124H86V122H85ZM102 124H103V123H102ZM102 124H101V125H102ZM108 124H109V123L106 122V127H107ZM15 125H16V124H15ZM26 125H27V124H26ZM103 125H105V123H104ZM110 125H111V124H110ZM112 125H111V126H112ZM180 125L182 126V124H180ZM97 126H98V125H97ZM173 126H174V125H173ZM95 127H96V126H95ZM106 127H105V128H106ZM109 127H110V126H109ZM169 127H170V126H169ZM174 127H176V126H174ZM174 127H173V128H174ZM177 127H179L180 129H178ZM177 127H176V128H177L176 130H182V132H183V128H182V127H180V126H177ZM7 128H8V127H7ZM96 128H97V127H96ZM181 128H182V129H181ZM94 129H95V128H94ZM154 129H155V128H154ZM156 129H157V128H156ZM263 129H264V128H263ZM14 130H15V129H14ZM47 130H48V129H47ZM111 130H112V129H111ZM168 130H169V133H170V131H171L172 129H171V130L168 129ZM173 130H174V129H173ZM173 130H172L171 132H173L175 135H172V136H177V134H176L177 132H176L175 130H174V131H173ZM76 131H77V130H76ZM156 131H157V130H156ZM0 132H1V131H0ZM7 132H9V131H7ZM12 132H13V131H12ZM12 132L10 131V134H11ZM78 132H79V131H78ZM101 132H102V131H101ZM112 132H113V133H112ZM160 132H161V133H160ZM182 132L180 131L179 134L182 135ZM13 133H15V132H13ZM85 133H86V132H85ZM99 133H100V131H99ZM124 133H129V134H131V137H130V136H129V137L126 136ZM137 133H138V134H137ZM173 133H172V134H173ZM185 133H186V132H185ZM1 134H2V133H1ZM4 134H6V132H5ZM4 134H2V135H4ZM108 134H109V133H108ZM135 134L139 137V138L137 137V138H138L137 142H136V140H134V139L136 138V135H135ZM7 135H8V133H7ZM100 135H101V134H100ZM102 135H103V134H102ZM104 135H107V134H104ZM127 135H128V134H127ZM156 135H154V136H156ZM169 135L171 136V134H169ZM180 135H179V136H180ZM79 136H80V135H79ZM108 136H109V135H108ZM170 136H169V137H170ZM179 136H177L175 139L179 140L178 138H181V137H179ZM263 136H264V135H263ZM7 137H8V136H7ZM89 137H90V136H89ZM99 137H100V136H99ZM99 137H98V138H99ZM104 137H105V136H104ZM0 138H2V137L0 136ZM101 138H102V137H100L99 139H101ZM145 138H146V139H145ZM170 138H171V137H170ZM263 138H264V137H263ZM102 139H103V138H102ZM3 140H4V139H3ZM97 140H98V139H97ZM112 140H115V137H114ZM153 140H154V142H152ZM156 140H157V139H156ZM263 140H264V139H263ZM42 141H43V140H41V143L44 144V142H42ZM44 141H45V140H44ZM171 141H172V140H171ZM173 141H174V140H173ZM0 142H1V141H0ZM39 142H40V141H39ZM119 142H120V141H119ZM156 142H157V141H156ZM156 142H155V144H157ZM94 143H95V142H94ZM99 143H100V141H99ZM101 143H102V142H101ZM112 143H113V142H112ZM121 143H122V142H121ZM145 143H147V142H145ZM151 143H150V144H151ZM168 143H169V142H168ZM177 143H178V142H177ZM4 144H5V143H4ZM4 144H2V146H3ZM117 144H118V139H117ZM117 144H116V145H117ZM142 144H143V142H142ZM172 144H173V143H172ZM39 145H40V144H39ZM86 145H87V144H86ZM109 145H110V144H109ZM113 145H114V144H113ZM118 145H119V144H118ZM118 145H117V146H118ZM146 145H147V144H146ZM146 145H145V146H146ZM148 145H149V144H148ZM167 145H168V144H167ZM169 145H170V143H169ZM82 146H84V145H82ZM96 146H97V145H96ZM123 146H122V147H123ZM142 146H144V145H142ZM145 146H144V147H145ZM165 146H166V149H165ZM172 146H173V145H172ZM3 147H4V146H3ZM124 147H125V146H124ZM144 147H143L142 149H145ZM154 147H155V146H154ZM157 147H158V146H157ZM174 147H176V146L174 145ZM174 147H173V148H174ZM98 148H99V147H98ZM139 148H141V147H139ZM146 148H147V147H146ZM150 148H151V147H150ZM4 149H5V148H4ZM111 149H112V148H111ZM135 149H137V148H135ZM147 149H148V148H147ZM147 149H146V150H147ZM153 149H154V148H153ZM159 149H156V150L159 151ZM127 150H128V149H127ZM131 150H132V149H131ZM131 150H128V152L130 151V152L133 153L134 151H131ZM139 150H140V149H139ZM176 150H177V147H176ZM178 150H179V149H178ZM114 151H115V150H114ZM137 151H138V150H137ZM150 151H152V150H150ZM154 151H155V149H154ZM157 151H155V152H157ZM170 151L173 152L172 150H170ZM170 151H169V152H170ZM0 152H1V150H0ZM63 152H64V151H63ZM124 152H125V151H124ZM155 152H153V153H155ZM169 152H164L161 158L164 159V158L166 157V156H164V154L167 153L166 155H168ZM171 152H170V153H171ZM175 152L178 154L177 151H175ZM175 152H173V153H175ZM179 152H180V151H179ZM105 153H106V152H105ZM115 153H116V152H115ZM42 154H44V153H42ZM97 154H98V153H97ZM113 154H114V153H113ZM135 154H136V153H135ZM135 154H134V155H135ZM150 154H151V152L149 153V155H150ZM161 154H162V153H161ZM0 155H1V154H0ZM114 155H115V154H114ZM144 155H145V154H144ZM147 155H148V154H147ZM147 155H145V156L147 157ZM156 155L160 156L159 154H156ZM169 155H170V154H169ZM152 156L156 158V156H154V154H153ZM152 156H151V158H152ZM40 157H41V156H40ZM90 157H91V156H90ZM115 157H116V156H115ZM136 157H137V155H136ZM136 157H135V159H136ZM167 157H169V156H167ZM92 158H93V157H92ZM100 158H102V157H100ZM132 158H133V157H132ZM141 158H142V157H141ZM149 158H150V156L148 157V159H149ZM157 158H159V157H157ZM161 158H160V159H161ZM1 159H2V158H1ZM41 159H42V158H41ZM90 159H91V158H90ZM102 159H103V158H102ZM133 159H134V158H133ZM39 160H40V159H39ZM137 160H138V159H137ZM141 160H144V159H141ZM150 160H151V159H150ZM153 160H154V159H153ZM1 161H2V160H1ZM5 161H6V160H5ZM5 161H4V162H1V163H5V164H6ZM11 161H12V160H11ZM13 161H14V160H13ZM15 161H17V160H15ZM25 161H26V160H25ZM90 161L92 162V160H90ZM110 161H112V160H110ZM118 161H119V160H118ZM123 161H124V160H123ZM127 161H128V160H127ZM129 161H130V160H129ZM148 161H149V160H148ZM158 161H162V159H161V160H158ZM158 161H157V162H158ZM166 161H167V160H165V161L163 160V162H165V163H166ZM42 162H43V161H42ZM51 162H52V161H51ZM105 162H106V161H105ZM107 162H108V161H107ZM163 162H162V163H163ZM261 162H262V163H261V169H259V171H258V173H257V175H256V182H255V185H254L255 188H256V190H257V192H259V193H263V192H264V159H263V161H261ZM10 163H11V162H10ZM12 163H15V162H12ZM17 163H18V162H16V164H17ZM93 163H94V162H93ZM103 163H104V162H103ZM112 163H113V162H112ZM121 163H122V162H121ZM124 163H125V162H124ZM131 163H132V162H131ZM133 163H134V162H133ZM145 163H147V162H145ZM168 163H169V162H167L166 165H167ZM5 164H2V165L5 166ZM8 164H9V162H8ZM18 164H19V163H18ZM101 164H102V163H101ZM116 164H117V163H116ZM135 164H136V163H135ZM149 164H150V163H149ZM152 164H153V163H152ZM157 164H158V163H157ZM159 164H160V163H159ZM179 164H181V163L179 162ZM2 165H1V166H2ZM6 165H7V164H6ZM14 165H15V164H14ZM102 165H103V164H102ZM110 165H111V162H110ZM118 165H119L118 167H122V166H120L121 164H118ZM137 165H138V164H137ZM137 165H136V166H137ZM143 165H144V163H143ZM8 166H9V165H8ZM8 166H6V167H8ZM12 166H13V165H12ZM15 166H16V165H15ZM94 166H95V164H94ZM136 166H135V167H136ZM146 166H147V165H146ZM149 166H150V165H149ZM157 166H158V165H157ZM162 166H163V165H162ZM164 166H165V164H164ZM164 166H163V167H164ZM6 167H5V169H6ZM102 167H103V166H102ZM104 167H106V166L104 165ZM109 167H110V166H109ZM113 167H116V165L113 166ZM135 167H133V168H135ZM163 167H162L163 171L168 169V168L164 169ZM169 167H170V166H169ZM173 167H175V166H174V165L171 166L172 169H173ZM9 168H11V166H10ZM9 168H8V169H9ZM15 168H16V167H15ZM160 168H161V167H160ZM11 169H12V168H11ZM13 169H14V166H13ZM16 169H17V168H16ZM88 169H89V168H88ZM88 169H87V170H88ZM101 169H102V168H101ZM104 169H105V168H104ZM104 169H103V170H104ZM118 169H119V168H118ZM147 169H149V167H148ZM172 169H171V170H172ZM177 169H178V168H177ZM9 170H10V169H9ZM9 170H7L8 173H9ZM31 170H32V169H31ZM111 170H112V168H111ZM124 170H125V168H124ZM143 170H144V169H143ZM151 170H153V169H151ZM173 170H175V169H173ZM0 171H2V170H0ZM7 171H6V173H7ZM14 171H15V170H14ZM32 171H33V170H32ZM95 171H97V170L95 169ZM163 171H162V173H161V178L163 177V179H165V178L167 177V175L164 174ZM177 171H178V170H176V174H175V175H177ZM180 171H182V170L179 169L178 172H180ZM4 172H5V170H4ZM12 172H13V170L10 171L11 174H12ZM20 172H21V171H20ZM25 172H26V171H25ZM36 172H37V171H36ZM44 172H45V171H44ZM44 172H43V173H44ZM88 172H89V171H88ZM92 172H93V170H92ZM98 172H99V171H98ZM107 172H108V171H107ZM134 172H135V171H133V173H134ZM146 172H148V171H146ZM170 172H171V174H172L173 176H171V175H169V176L174 177V174H173L174 172H173V171H170ZM172 172H173V173H172ZM14 173H15V172H14ZM14 173H13V174H14ZM18 173H19V172H18ZM45 173H46V172H45ZM101 173H102V172H101ZM133 173H131V174H133ZM140 173H141V171H140ZM144 173H145V172H144ZM152 173H153V172H152ZM167 173L169 174V171H167ZM181 173H182V172H181ZM4 174H5V173H4ZM16 174H17V171H16ZM16 174H15V175H16ZM24 174H25V173H24ZM30 174H31V173H30ZM52 174H53V173H52ZM96 174H97V172H96ZM99 174H100V172H99ZM107 174H108V173H107ZM124 174H125V173H124ZM150 174H151V172H150ZM153 174H154V173H153ZM156 174H157V173H156ZM156 174H155V175H156ZM179 174H180V173H179ZM179 174H178V175H179ZM5 175H6V174H5ZM9 175H10V174H9ZM17 175H18V174H17ZM114 175H115V174H114ZM135 175H136V174H135ZM137 175H139V174H137ZM144 175H146V174H144ZM147 175H148V176H147ZM147 175H146V176H147L148 178L151 177L149 174H147ZM165 175H166V176H165ZM180 175H181V174H180ZM7 176H8V174H7ZM13 176H14V175H13ZM50 176H51V175H50ZM91 176H92V175H91ZM105 176H106V175H105ZM108 176H109V175H108ZM146 176H145V177H146ZM158 176H159V175H158ZM158 176H157V177H158ZM14 177H15V176H14ZM53 177H54V176H53ZM128 177H129V176H128ZM136 177H137V176H136ZM133 178H134V176H133ZM137 178H138V177H137ZM143 178H144V176H143ZM152 178H153V177H152ZM167 178H168V177H167ZM178 178H179V177H178ZM178 178H176V179H178ZM0 179H1V178H0ZM2 179H4V176L2 177ZM11 179H12V178H11ZM49 179H52V178L50 177ZM150 179H151V178H150ZM157 179H158V178H157ZM171 179H172V178H171ZM8 180H9V179H8ZM12 180L15 181L16 178H15V179H12ZM12 180H11V181H12ZM104 180H105V179H104ZM131 180H132V179H131ZM134 180H135V179H134ZM142 180H143V179H141L140 181H142ZM161 180H162V179H161ZM161 180L159 179V182H160ZM166 180H167L166 182H168L169 179H166ZM174 180H175V179H174ZM178 180H180V182H181V178L178 179ZM2 181H3V180H2ZM16 181H17V180H16ZM16 181H15V182H16ZM125 181H126V180H125ZM145 181H146V180H145ZM153 181H154V180H153ZM153 181H152V182H153ZM156 181H157V180H156ZM162 181H163V180H162ZM0 182H1V181H0ZM4 182H6V184H7V180L4 181ZM4 182H3V183H4ZM53 182H54V181H53ZM129 182H130V181H129ZM163 182H165V181H163ZM166 182H165V183H166ZM8 183H12V182H9V181H8ZM49 183H50V182H49ZM55 183H56V182H55ZM131 183H132V182H131ZM135 183H136V182L134 181L133 184H135ZM125 184H126V183H125ZM140 184H141V182H140ZM142 184H143V183H142ZM148 184H149V183H148ZM154 184H155V183H154ZM14 185H15V184H14V182H13V185H12V186H14ZM40 185H41V184H40ZM54 185H57V183L54 184ZM127 185H128V184H127ZM159 185H160V184H159ZM174 185H175V184H174ZM0 186H2V185H0ZM4 186H5V184H4ZM16 186L18 187V185H16ZM16 186H14L15 189H16ZM29 186H31V184H30ZM138 186H139V185H138ZM161 186H162V185H161ZM175 186H176V185H175ZM2 187H3V186H2ZM7 187H8V186H7ZM21 187H22V186H21ZM55 187H56V186H55ZM134 187H135V186H134ZM148 187H149V186H148ZM148 187H146V188H148ZM180 187H181V186H180ZM0 188H1V187H0ZM9 188H10V185H9ZM12 188H13V187H12ZM18 188H19V187H18ZM132 188H133V187H132ZM153 188H154V187H153ZM153 188H152V189H153ZM1 189H2V188H1ZM48 189H49V187L47 188V190H48ZM55 189H57V188H55ZM139 189H140V188H139ZM2 190H3V189H2ZM5 190H7V189H5ZM43 190H44V189H43ZM133 190H135V189H133ZM149 190H150V189H149ZM9 191H10V189H9ZM53 191H54V190H53ZM5 192H7V191H5ZM5 192H4V195H6ZM10 192H11V194H12V191H10ZM16 192H17V194H18V190H17ZM16 192H15V193L13 192V194H16ZM44 192H47V191H44ZM55 192H56V191H55ZM55 192H54L53 194H55ZM140 192H142V191H140ZM7 193H8V192H7ZM20 193H21V192H20ZM127 193H128V192H127ZM135 193H136V192H135ZM142 193H144V192H142ZM164 193H165V192H164ZM34 194H35V193H34ZM43 194H44V193H43ZM47 194H48V193H47ZM129 194H130V193H129ZM140 194H141V193H140ZM151 194H152V193H151ZM2 195H3V193H2ZM48 195H49V194H48ZM131 195H133V194H131ZM142 195H143V194H142ZM0 196H1V195H0ZM7 196H8V195H7ZM11 196H12V195H11ZM35 196H36V195H35ZM134 196H135V195H134ZM139 196H140V195H139ZM164 196H165V195H164ZM3 197H4V196H3ZM16 197H17V196H16ZM16 197H15V199H16ZM19 197H20V196H19ZM31 197H32V196H31ZM44 197H45V196H44ZM48 197H49V196H48ZM126 197H127V196H126ZM129 197H130V196H129ZM165 197H166V196H165ZM4 198H5V201H6V199H8V198H6V196H5ZM4 198H3V199H4ZM9 198H10V197H9ZM17 198H18V197H17ZM33 198H34V197H33ZM132 198H133V197H132ZM13 199H14V198H13ZM13 199H12V201H13ZM19 199H20V198H19ZM24 199H25V198H24ZM24 199H23V200H24ZM45 199H46V198H45ZM137 199H138V198H137ZM1 200H2V198H1ZM23 200H22V202L19 200V201H20V204L23 203ZM26 200H27V199H25L24 201H26ZM48 200H49V199H48ZM48 200H47V201H48ZM12 201H9V202L12 203ZM29 201H30V200H29ZM38 201H39V200H38ZM45 201H46V200H45ZM2 202H3V201H2ZM16 202H17V201H16ZM10 203H9V204H10ZM26 203H27V202H26ZM29 203H30V202H29ZM37 203H39V202H37ZM135 203H136V202H135ZM4 204H5V203H4ZM20 204H19V205H20ZM24 204H25V203H24ZM24 204H21V205L23 206ZM32 204H34V202H33ZM124 204H125V203H124ZM124 204H122V205H124ZM1 205H2V204H0V207H1ZM21 205H20V206H21ZM26 205H27V204H26ZM26 205H25V206H26ZM28 205H29V204H28ZM28 205H27V206H28ZM126 205H127V204H126ZM5 206H9V205H6V204H5ZM17 206H18V205H17ZM17 206H15V207H17ZM20 206H19V208H20ZM31 206H32V205H31ZM135 206H136V205H135ZM11 207H14V206L12 205ZM11 207H10V208H11ZM15 207H14V209H15ZM4 208H5V207H4ZM22 208H24V209H23L24 211H25V209H26V210L28 209L27 207L25 208L24 206H23ZM30 209H31V208H30ZM30 209H28V210H30ZM126 209H127V208H126ZM2 210H4V209H2ZM18 210H19V209H18ZM21 210H22V209H21ZM28 210H27V211H28ZM5 211H9V210L7 209V210H5ZM15 211H17V210L15 209ZM24 211H23V212H24ZM30 211H31V210H30ZM17 212H18V211H17ZM20 212H21V211H20ZM0 213H1V212H0ZM13 213H14V212H13ZM15 213H16V212H15ZM17 214H18V213H16V215H17ZM20 214H21V213H20ZM24 214H25V213H23V215H24ZM29 214H30V212H29ZM29 214H28V215H29ZM7 215L9 216V215H11V214L8 213ZM14 215H15V214H14ZM30 215H31V214H30ZM140 215H141V213H140ZM20 216H21V215H20ZM26 216H27V215H26ZM1 217H2V216H1ZM10 217H11V216H10ZM13 217H15V216H13ZM144 217H145V216H144ZM20 219H21V218L18 217V218H15L14 221H17V222H18ZM26 219H27V218H26ZM139 219H140V218H139ZM28 220H29V219H28ZM53 220H54V218H53ZM79 220H80V219H79ZM12 221H13V220H12ZM26 221H27V220H25V222H26ZM95 221H96V220H95ZM140 221H141V220H140ZM4 222H5V221H4ZM9 222H10V221H9ZM20 222H21V220H20ZM22 222H23V221H22ZM25 222H24V224H25ZM45 222H46V221H45ZM142 222H143V221H142ZM144 222H145V221H144ZM6 223H7V221H6ZM36 223H37V221H36ZM139 223H140V222H139ZM4 224H5V223H4ZM1 225H2V224H1ZM11 225H12V224H11ZM22 225H23V224H22ZM62 225H63V224H62ZM2 226H3V225H2ZM2 226H1V227H2ZM9 226H10V225H8L7 228H9ZM14 226H15V225H14ZM28 226H29V225H28ZM65 226H66V225H65ZM4 227H6V226L4 225ZM4 227H2L3 230L5 229ZM22 227H23V226H21L20 229H19L18 231H20V230L22 229ZM24 227H25V225H24ZM24 227H23V228H24ZM30 227L32 228V227H34V226H30ZM61 227H62V226H61ZM12 228H13V226H11V229H12ZM14 228H15V227H14ZM72 228H73V227H72ZM0 229H1V228H0ZM11 229H8V230L6 229V230H7V232H9ZM16 229H17V228H15V230H16ZM26 229H27V227H26ZM35 229H36V228H35ZM35 229H34V230H35ZM42 229H43V228H42ZM42 229H41V230H42ZM45 229H46V228H45ZM6 230H5V231H6ZM22 230H23V231H26V230H24V229H22ZM22 230H21V231H22ZM34 230H33V231H34ZM39 230H40V229H39ZM43 230H44V229H43ZM21 231L18 232V233L22 236L23 234H21ZM28 231H29V229H28ZM33 231L31 230L30 232L33 233ZM67 231H68V230H67ZM26 232H27V231H26ZM34 232H35V231H34ZM37 232H38V231H37ZM37 232H36V233H37ZM46 232H47V231H46ZM50 232H51V231H50ZM12 233H13V230H12ZM16 233H17V231H16ZM22 233H23V232H22ZM27 233H28V232H27ZM39 233H40V232H39ZM43 233H44V232H43ZM51 233H53V232H51ZM55 233H56V232H55ZM29 234H30V233H29ZM29 234H28V235H29ZM71 234H73V233H71ZM98 234H99V233H98ZM109 234H110V233H109ZM121 234H122V233H121ZM124 234H125V233H124ZM124 234H123V235H124ZM0 235H1L2 237L4 236L2 230H0ZM12 235H17V234H12ZM25 235H26V233H25ZM28 235H27V237H29ZM34 235L36 236L37 234H33L32 236H34ZM46 235H47V237L49 236L48 233H47ZM93 235H94V234H93ZM95 235H97V234H95ZM100 235H101V234H100ZM103 235H104V234H103ZM105 235H106V233H105ZM9 236H10V234H9ZM9 236H8V238H9ZM18 236H19V235H17V237H18ZM30 236H31V234H30ZM32 236H31V238H30V237H29V238L32 239ZM90 236H91V235H90ZM97 236H98V235H97ZM97 236H95V237H97ZM101 236H102V235H101ZM101 236H100V237H101ZM110 236H111V235H110ZM118 236H119V235H118ZM2 237H1V238H2ZM13 237H14V236H13ZM25 237H26V236H25ZM27 237H26V238H27ZM45 237H46V236H45ZM49 237H50V236H49ZM64 237H65V236H64ZM81 237H83V236H81ZM87 237H88V236H87ZM91 237H92V236H91ZM112 237H113V236H112ZM119 237H121V235H120ZM128 237H129V236H128ZM1 238H0V239H1ZM5 238H7V237H5ZM11 238H12V237H10V239H11ZM26 238H25V239H26ZM39 238H40V237H39ZM52 238H53V236H52L50 239H52ZM62 238H63V237H61V239H62ZM105 238H106V237H105ZM105 238H104V240H105ZM110 238H111V237H110ZM123 238H125V237L123 236ZM17 239H18V238H17ZM17 239H16V240H17ZM30 239H29V241H30ZM33 239H34V237H33ZM33 239H32V241H33ZM35 239H38V237L35 238ZM50 239H49V240H50ZM63 239H64V238H63ZM82 239H86V238H82ZM88 239H89V237H88ZM92 239H93V237H92ZM94 239H95V238H94ZM107 239H108V237H107ZM2 240H3V239H2ZM14 240H15V237H14ZM19 240H20V239H19ZM38 240H39V239H38ZM40 240H42V238H41ZM45 240H46V238H45ZM47 240H48V239H47ZM57 240H58V239H57ZM100 240H101V239L98 237V238H96V240H94V241H96V244H97V242H101ZM118 240H119V239H118ZM4 241H5V239H4ZM11 241H13V240H11ZM20 241H21V240H20ZM24 241H25V240H24ZM26 241H27V239H26ZM29 241H28V242H29ZM36 241H37V240H36ZM43 241H44V240H43ZM43 241H41V242L43 243ZM52 241H53V240H52ZM105 241H106V240H105ZM108 241H110V240H108ZM111 241H112V240H111ZM111 241H110V242H111ZM6 242H7V241H6ZM34 242H35V241H34ZM34 242H33V243H34ZM41 242H40V243H41ZM53 242H54V241H53ZM55 242H56V240H55ZM57 242H58V241H57ZM57 242H56V243H57ZM59 242H60V241H59ZM59 242H58V243H59ZM61 242H62V240H61ZM71 242H72V241H71ZM106 242H107V241H106ZM4 243H5V242H4ZM12 243H13V245H14L15 242H12ZM21 243H22V242H21ZM31 243H32V242H31ZM36 243H37V242H36ZM56 243H54V244H56ZM62 243H63V242H62ZM62 243H59V245L62 244ZM69 243H70V242H69ZM102 243H103V242H102ZM9 244H10V242H9ZM18 244H19V243H18ZM23 244H25V242H23ZM27 244H28V243H27ZM54 244H53V245H54ZM63 244H65V243H63ZM7 245H8V243H7ZM7 245H6V246L4 245V246L7 247ZM29 245H30V244H29ZM36 245H37V244H36ZM65 245H66V244H65ZM131 245H132V244H131ZM2 246H3V243H2ZM16 246H17V244H16ZM19 246H21V245H19ZM25 246H27V245H23V246H22V247H23L22 249H24ZM44 246H45V245H44ZM46 246H47V245H46ZM54 246H56V245H54ZM54 246H53L52 248H54ZM11 247H12V245H11ZM17 247H18V246H17ZM17 247H16V248H17ZM32 247H33V246H32ZM38 247H39V245H38ZM40 247H41V246H40ZM40 247H39V248H40ZM48 247H49V246H48ZM0 248H1V247H0ZM16 248H15V250H14V248H12V250H14V251L17 252L18 249L16 250ZM19 248H20V247H19ZM34 248H35V247H34ZM42 248H43V246H42ZM46 248H47V247H46ZM66 248H67V246H66ZM2 249H3V247H2ZM5 249H7V248H5ZM9 249L11 250V248H8V251H9ZM22 249H21V250H22ZM25 249H26V247H25ZM28 249H30V247H29ZM36 249H38L37 246H36ZM56 249H57V248H56ZM64 249H65V248H64ZM3 250H4V249H3ZM3 250H2V251H3ZM31 250H32V249H31ZM47 250H48V249H47ZM47 250L45 249V252H46ZM58 250H59V249H58ZM60 250H61V249H60ZM60 250H59V251H60ZM2 251H1V252H2ZM22 251H23V250H22ZM41 251H42V250H41ZM41 251H40V252H41ZM51 251H52V250H51ZM59 251H57V250L54 251V250H53V252L48 253L50 257L54 258V260L56 259V260H55L56 263L62 262V261H63V258L65 257V256H63V255H64V254H63V251H62L61 253H59ZM4 252H5V251H4ZM6 252H7V251H6ZM16 252H14V256L16 255V254H15ZM18 252H19V251H18ZM25 252H26V250H25L24 252H20V253H22V254L24 253L23 255H24L26 258L29 257V261H30V259H31L32 256H29V255L26 254ZM29 252H30V250H29ZM45 252H44V253H45ZM71 252H72V251H71ZM74 252H75V251H74ZM9 253H10V251H9ZM9 253H6V254L3 253V254H5V256H6L7 254L9 255ZM11 253H12V251H11ZM20 253H19V254H20ZM67 253H68V252H67ZM177 253H178V252H177ZM12 254H13V253H12ZM17 254H18V253H17ZM22 254H21V255H22ZM29 254H30V253H29ZM36 254H39V253H37V251H36ZM36 254H34L35 257L37 256ZM46 254H47V253H46ZM68 254H69V253H68ZM74 254H75V253H74ZM174 254H175V252H174ZM0 255H2V254H0ZM31 255H32V254H31ZM39 255H40V256H43L42 254H39ZM39 255H38V257H39L38 259L42 258V257H40ZM5 256H4V257H5ZM16 256H17V255H16ZM18 256H19V255H18ZM24 256H23V257H24ZM47 256H48V255H47ZM49 256H48V257H49ZM84 256H85V255H84ZM84 256H83V258H84ZM88 256H89V255H88ZM165 256H166V255H165ZM1 257H3V256H1ZM8 257H9V256H8ZM11 257H12V256H11ZM19 257H20V256H19ZM50 257H49V258H50ZM67 257H68V256H67ZM20 258H21V257H20ZM32 258H33V257H32ZM43 258H44V257H43ZM43 258H42L41 260H44ZM49 258H48V260H50ZM88 258H89V257H88ZM5 259H6V257H5ZM11 259H12V258H11ZM14 259H15V258H14ZM18 259H19V258H18ZM21 259H22V258H21ZM21 259H20V260H21ZM33 259H34V258H33ZM46 259H47V257H46ZM46 259H45V260H46ZM188 259H189V258H188ZM6 260H8V258H7ZM16 260H17V259H16ZM23 260H24V259H23ZM23 260H22V261H23ZM26 260H27V259H26ZM35 260L38 262L37 259H35ZM0 261H1V260H0ZM3 261H4V260H3ZM8 261H10V257H9V260H8ZM11 261H12V260H11ZM29 261H28V263H29ZM32 261L34 262V260H32ZM39 261H40V260H39ZM64 261H65V259H64ZM199 261H200V260H199ZM12 262H13V261H12ZM14 262H15V261H14ZM18 262H19V260H18ZM20 262H21V261H20ZM20 262H19V263H20ZM23 262H24V261H23ZM49 262H50V261H49ZM51 262H52V261H51ZM51 262H50V263H51ZM53 262H54V261H53ZM53 262H52V263H53ZM65 262H67V260H66ZM176 262H177V261H176ZM200 262H201V261H200ZM19 263H17V264H19ZM21 263H22V262H21ZM63 263H64V262H63ZM183 263H184V264H194V263H192L191 261L183 262ZM0 264H1V262H0ZM5 264H6V262H5ZM14 264H15V263H14ZM39 264H40V263H39ZM43 264H44V263H43ZM54 264H55V263H54ZM60 264H62V263H60ZM172 264H173V263H172ZM198 264H199V263H198ZM200 264H201V263H200Z\"/></svg>",
    "mask_w": 264,
    "mask_h": 264
},
{
    "label": "water",
    "instance_id": "95a60500",
    "mask_svg": "<svg viewBox=\"0 0 264 264\" xmlns=\"http://www.w3.org/2000/svg\"><path fill=\"white\" fill-rule=\"evenodd\" d=\"M261 74H262V97L264 98V59L262 63Z\"/></svg>",
    "mask_w": 264,
    "mask_h": 264
},
{
    "label": "trees",
    "instance_id": "16d2710c",
    "mask_svg": "<svg viewBox=\"0 0 264 264\" xmlns=\"http://www.w3.org/2000/svg\"><path fill=\"white\" fill-rule=\"evenodd\" d=\"M261 15V14H260Z\"/></svg>",
    "mask_w": 264,
    "mask_h": 264
}]
</instances>
